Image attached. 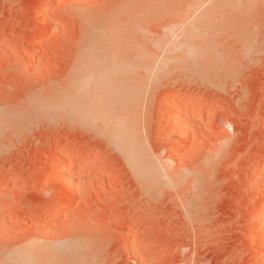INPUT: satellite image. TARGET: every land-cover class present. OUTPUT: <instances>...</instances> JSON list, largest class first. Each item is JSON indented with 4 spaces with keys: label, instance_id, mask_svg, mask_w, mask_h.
<instances>
[{
    "label": "rangeland",
    "instance_id": "obj_1",
    "mask_svg": "<svg viewBox=\"0 0 264 264\" xmlns=\"http://www.w3.org/2000/svg\"><path fill=\"white\" fill-rule=\"evenodd\" d=\"M43 3L0 0V264H255L264 0ZM116 58L135 65L114 78ZM101 61L114 65L100 74ZM127 81L132 100L103 98ZM98 96L113 103L109 112ZM175 105L183 111L170 126ZM116 128L140 149V171L122 156ZM60 167L75 180L72 196Z\"/></svg>",
    "mask_w": 264,
    "mask_h": 264
},
{
    "label": "bare ground",
    "instance_id": "obj_2",
    "mask_svg": "<svg viewBox=\"0 0 264 264\" xmlns=\"http://www.w3.org/2000/svg\"><path fill=\"white\" fill-rule=\"evenodd\" d=\"M46 2H47V0H45V3H43L44 5L46 4ZM195 26V25H194ZM193 26V29H192V31H190V33L187 31V36H188V38L190 37V38H192L193 36H197V33H198V29H197V27H194ZM186 34V33H185ZM190 35V36H189ZM187 38V37H186ZM187 38V39H188ZM195 40V39H194ZM189 41H191V40H188L187 42H189ZM193 41V40H192ZM190 43V42H189ZM192 44V43H191ZM198 44V43H197ZM83 46H85V45H83ZM83 48V47H82ZM187 48V47H186ZM88 56V55H87ZM135 57V59H136V62L135 63H138V65L137 66H140L141 68H139V69H142V68H144L145 66H146V64H147V57H146V55L142 52V51H139V53L138 54H136V56H134ZM104 59H106V58H104ZM135 59H133V61H131V63L130 64H128L127 62H124V61H120V63H118L117 62V58H116V61H114L115 62V64H121V62L123 63V65L120 67L118 64V66H119V68H120V70L118 69V67H116L117 69L115 70V69H112L113 67H115L116 65H114V62H112V63H109L108 64V66H109V68L111 67V65L113 64L114 66L112 67V68H110V73L109 72H105V74L104 75H107L108 76V73L109 74H113L114 73V75H113V77L115 78L116 77V71L118 72V74L117 75H119V74H121V73H123L122 72V70H125L127 67H130V66H132V68H133V66L135 65L134 63H132V62H134V60ZM101 60V59H100ZM110 60V59H109ZM108 60V61H109ZM122 60V59H121ZM131 60V59H130ZM90 61H92V60H90ZM95 61V60H94ZM93 61V62H94ZM161 61V60H160ZM104 62V61H103ZM117 62V63H116ZM128 62H130V61H128ZM89 63H91V62H89ZM128 64V65H125V64ZM95 64V63H94ZM98 64H101V65H98V68H97V64H95V66H93V68H97V70L98 69H101L100 71H99V73L101 72V71H103V68H101L102 67V64L103 65H105V66H107V64H106V62L105 63H102V61L100 62V63H98ZM111 64V65H110ZM134 64V65H133ZM92 65V64H91ZM125 65V66H124ZM85 65H83V67H84ZM86 66H87V64H86ZM107 66V67H108ZM124 66V67H123ZM127 66V67H126ZM136 66V67H137ZM90 67H92V66H90ZM89 67V68H90ZM104 67V66H103ZM126 67V68H125ZM88 68V69H89ZM124 68V69H123ZM132 68H130V70L132 69ZM88 69L86 70V69H84V70H86V71H88ZM104 69H105V67H104ZM83 70V69H82ZM93 70V69H92ZM95 71H96V69H94ZM94 70L93 71H91V72H93V73H91V74H93V75H90L91 76V78L93 77H95V79H98V78H96V76H98V71H96L95 73H94ZM108 70V69H107ZM129 69L127 68V70L126 71H128ZM129 70V71H130ZM134 70V69H133ZM90 71H89V73H90ZM105 71V70H104ZM104 71H103V73H104ZM109 71V70H108ZM121 72V73H120ZM89 73L87 74V75H83V76H87L88 77V75H89ZM103 73H100V74H103ZM107 73V74H106ZM97 74V75H96ZM131 75H132V73H130ZM134 74V73H133ZM101 75H99V77H100ZM128 76V75H127ZM106 77V76H105ZM110 78H111V76H109ZM110 78H108L107 77V80H109ZM128 78V77H127ZM84 79L85 78H83V81H84ZM88 80L90 79V78H87ZM87 79H85L86 81H87ZM81 81H80V85L79 86H81V82H82V79H80ZM91 80H93V79H91ZM91 80H89V82L91 83ZM107 80H105L106 82H107ZM115 80V79H114ZM114 80H112V82L114 81ZM120 80V79H119ZM96 81V80H95ZM98 81H100V79L98 80ZM109 81H111V80H109ZM118 81V80H117ZM88 82V83H89ZM103 82V81H102ZM112 82H110L109 84H108V86L112 83ZM116 82V81H115ZM115 82H113V83H115ZM119 82V81H118ZM126 82V81H125ZM124 82V83H125ZM128 82L129 81H127V84L125 83V84H123V86H122V88H121V90L123 89V91L125 92V94L118 88V87H116V89H114L115 90V93H116V91L118 90V92H117V94L119 93V96H121L122 97V94H124L123 95V97L121 98V97H119L117 94H116V96L115 95H113V96H111L110 97V95H109V97H107L108 96V94H110L109 93V91L111 90V95H112V92H113V94H115L114 93V91H113V88H114V86H111L110 87V90H108L109 88H107L106 86H107V84H106V88L103 86V84H105V82L102 84V86L105 88V90L108 92V93H105V92H103L104 94H105V96L106 97H103V98H109V99H111V100H109V101H112V102H114L113 100H114V97L116 98V99H118V100H115L116 102H118V104L117 105H121V104H123V103H126V102H128L131 98H132V87L133 86H135V85H133V83H131L132 85V87L128 84ZM134 82V81H133ZM89 83V85L90 86H92L91 84ZM96 83H97V81H96ZM84 84V83H83ZM92 84H93V82H92ZM101 84V83H100ZM121 84V85H122ZM137 84V83H136ZM85 85V84H84ZM84 85H82V86H84ZM89 85H87L86 87H88V88H86L87 90H84V91H87L88 92V89H90L91 87L89 86ZM94 85H95V83H94ZM114 85V84H113ZM124 85H129L130 86V89H128L129 88V86H127L128 88L127 89H125L126 88V86H124ZM120 86V85H119ZM139 87H140V84L138 85ZM90 87V88H89ZM96 87V86H95ZM95 87H94V89H95ZM102 87V88H103ZM125 87V88H124ZM137 87V86H136ZM77 88H79L80 89V87H77ZM100 88V87H99ZM101 88V89H102ZM83 89H85V88H83ZM101 89H99V90H101ZM137 89H138V87H137ZM81 90H82V88H81ZM80 90V91H81ZM91 90V89H90ZM89 90V91H90ZM97 90H98V88H97ZM104 90V91H105ZM127 90H130V93L128 94V92H127ZM134 90H136V89H134ZM82 92V91H81ZM81 92H79L78 94H80ZM134 92V91H133ZM90 93H91V91H90ZM100 93V92H99ZM98 93V94H99ZM121 93V94H120ZM135 93V92H134ZM88 94H89V92H88ZM87 94V95H88ZM94 94H95V90H94V92H93V96H94ZM102 94V93H101ZM100 94V95H101ZM90 95V94H89ZM99 95V96H100ZM86 96V95H85ZM91 96V95H90ZM98 96V97H99ZM102 96H104L103 94H102ZM102 96H101V98H102ZM129 96V97H128ZM75 97H76V95H75ZM74 97V99H78V98H75ZM80 97H81V95H80ZM89 96H86L85 97V100H84V98H83V95H82V98H83V102H87L86 101V98H88ZM97 97V98H98ZM131 97V98H130ZM91 98V97H90ZM89 98V99H90ZM100 97H99V101H102V100H100L101 99ZM120 98H121V100H120ZM126 99V98H128V99H126V101L125 100H123V101H125V102H120V101H122V99ZM73 100V99H72ZM71 100V101H72ZM81 100V99H80ZM88 100V99H87ZM93 100H95V97H94V99H91V101H92V104L93 105H95L94 103H96V102H94L93 103ZM132 100V99H131ZM186 100V99H185ZM184 100V101H185ZM76 101V100H75ZM82 101V100H81ZM108 100L106 99V101H105V99H104V101H102L103 103H104V105H107L108 103H109V101L107 102ZM78 102H79V100H78ZM106 102H107V104H106ZM112 102H110L109 104H113ZM189 102V101H188ZM75 103V102H74ZM80 103V102H79ZM98 103H100V102H98L97 101V104ZM119 103H121V104H119ZM69 104V103H68ZM67 104V105H68ZM73 104V103H72ZM75 104H77V101H76V103ZM81 104V103H80ZM91 104V106L93 107V105ZM101 104V106H102V103H100ZM100 104H98V105H100ZM70 105V104H69ZM84 105V104H83ZM97 105V106H98ZM104 105H103V107H104ZM65 106V105H64ZM79 106H81V105H79ZM112 106V105H111ZM114 106V105H113ZM112 106V107H113ZM118 106V107H119ZM77 107V106H76ZM76 107H74V108H72L71 110H78L79 111V108H81V107H78V109L76 108ZM84 107H86L85 105H84ZM91 107V109H93ZM103 107H98V110L100 109V108H103ZM107 107H108V105H107ZM104 107V109H110V108H112V107ZM181 107V106H180ZM66 108V107H65ZM95 109H97V107L95 106L94 107ZM82 109V108H81ZM84 109H86V108H84ZM83 109V110H84ZM95 109H93L92 111L95 113ZM179 109V111L180 112H182L183 111V109L182 110H180V108L178 107L177 108V106L175 105V106H171L169 109H168V116H169V122H170V126L172 125L173 126V123L174 124H176L175 123V121H176V117H175V115H177L178 113H180L179 111L177 112V110ZM68 110V109H67ZM98 110H97V112H98ZM191 110V109H190ZM185 111V114H190L191 112H192V110L191 111ZM85 111H87L88 113H89V111L88 110H85ZM102 111H103V109H102ZM108 112L110 111V110H107ZM66 112H68V111H66ZM70 112V111H69ZM72 112V111H71ZM101 112V111H100ZM100 112H98L99 114H100V117L104 114V113H106L107 114V112H105L104 111V113H100ZM194 112V111H193ZM193 112L191 113V114H193ZM196 112V111H195ZM75 113V112H74ZM83 113H85L84 111H83ZM71 114V113H70ZM78 114V113H77ZM76 114V115H77ZM79 114H80V112H79ZM78 114V115H79ZM182 114V113H181ZM71 115H73V113L71 114ZM75 115V114H74ZM96 115V114H95ZM85 116V115H84ZM83 116V117H84ZM90 116H91V112H90ZM97 116V115H96ZM99 116V115H98ZM181 116V115H180ZM186 116V115H185ZM93 117V116H92ZM175 117V118H174ZM97 118V117H96ZM102 118V117H101ZM82 119V118H81ZM84 119V118H83ZM178 120V119H177ZM86 121V120H85ZM179 121V120H178ZM176 126V125H175ZM174 126V127H175ZM123 129H125V126L123 127ZM115 131V133H113ZM112 133H113V138L115 139V143L118 145V147H119V149H120V151L122 152V156H124L125 157V159H126V161H127V163H128V165L129 166H131L133 169H139V171L141 170V166H140V149H139V151H137V147H134L132 144H128V142H127V140H126V133H125V131H124V133H123V131H121L120 129H118V128H116L115 130H114ZM174 132L177 134V136L180 138V139H185V140H187V138L189 137L188 136V133L189 132H187L186 131V129L184 128V127H175V129H174ZM128 133V132H127ZM111 137H112V135H111ZM128 138V137H127ZM68 154V153H67ZM69 155V154H68ZM67 156V155H66ZM64 157V156H63ZM61 159V158H60ZM62 159H65V158H62ZM61 159V160H62ZM61 160H59V161H61ZM51 163V162H50ZM58 163V162H57ZM58 164H60V163H58ZM63 165H64V163H62ZM62 164H61V166H62ZM76 164H78V163H76ZM53 165V164H52ZM74 165V163H72V165L70 166L71 168L73 167V169H75V167L73 166ZM60 166V165H59ZM93 166V165H92ZM156 165L153 163V164H151L150 165V169H152L151 171H152V173H155L154 174V179H158V177L159 178H162V177H160L161 175H160V173L158 172V170H156V167H155ZM77 167V166H76ZM65 168V167H64ZM205 168V167H204ZM61 169H62V167H60L59 169H58V173H57V178H58V180L62 183V185H64L65 186V188L67 189V191H68V196H72L73 194H74V192H76L75 191V189H74V182H75V180L74 179H72V178H70L68 175H66L63 171H61ZM160 169V168H159ZM203 169V168H202ZM69 171V170H68ZM71 171H72V169H71ZM70 171V172H71ZM138 170L136 171V172H139ZM74 172V171H73ZM203 172V171H202ZM203 173H205V172H203ZM202 173V174H203ZM68 174H69V172H68ZM71 175V174H70ZM53 177V176H52ZM1 183H3V182H1ZM0 183V184H1ZM77 184V183H76ZM78 193V192H77ZM76 195V194H75ZM78 195V194H77ZM79 196V195H78ZM1 202V201H0ZM56 203V202H55ZM260 204H262V203H260ZM3 205V204H2ZM59 205V204H58ZM63 206V205H62ZM8 208V207H7ZM4 210V209H3ZM58 210V209H57ZM254 217V216H253ZM255 226H256V228H254V229H257V231L260 233V236H262V238L260 239V241H258V242H256V244H258V247H259V251H258V253H257V257L255 258V264H264V236L262 235L263 234V232H264V203L262 204V205H259L258 206V208H256V213H255ZM257 240V239H256ZM28 253V252H27ZM25 256H26V254H25ZM24 256V257H25ZM30 257V256H29ZM22 258V257H21ZM27 258V257H26ZM27 261V260H26ZM30 261V260H29ZM29 263V262H28ZM54 263V262H53Z\"/></svg>",
    "mask_w": 264,
    "mask_h": 264
}]
</instances>
